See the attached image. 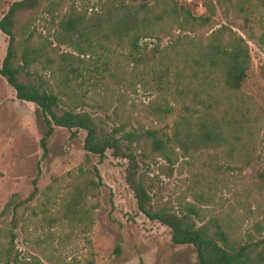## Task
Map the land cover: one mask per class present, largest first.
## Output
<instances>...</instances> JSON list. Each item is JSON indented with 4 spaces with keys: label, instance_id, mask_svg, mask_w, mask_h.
Instances as JSON below:
<instances>
[{
    "label": "trees",
    "instance_id": "trees-1",
    "mask_svg": "<svg viewBox=\"0 0 264 264\" xmlns=\"http://www.w3.org/2000/svg\"><path fill=\"white\" fill-rule=\"evenodd\" d=\"M251 2L264 11V0ZM206 10L208 16L196 17L176 0H97L87 14L66 0H16L0 17V33L7 39L0 77L15 99L35 106L44 125L42 157L54 127L70 136L81 130L85 154L102 158L109 151L125 161L124 183L136 211L167 228L171 244L191 246L196 264H264L261 241H242L216 218L202 222L191 203L175 211L150 194L158 176L169 177L179 160L187 168L197 166L190 176L205 186L226 180L229 162L220 164L218 158L250 163L241 148L253 136L256 120L239 94L249 69L247 46L224 27L188 40L186 33L209 26L212 10ZM37 20L49 25L45 36L36 32ZM146 39L156 43L148 48ZM256 42L264 44V24ZM61 46L68 52H59ZM35 65L46 79L30 71ZM110 85L153 95L147 111L169 125L131 126L130 116L116 109L104 117L110 125L92 117L84 108L105 113L97 91ZM151 157L163 164H155L156 174L144 176L141 170ZM256 178L257 186L264 185V173L256 172ZM35 179L26 199L10 198L0 210V219L9 213L0 226V264H41L38 258L26 260L14 246L16 212L35 196ZM84 264H94L93 258Z\"/></svg>",
    "mask_w": 264,
    "mask_h": 264
},
{
    "label": "rangeland",
    "instance_id": "rangeland-1",
    "mask_svg": "<svg viewBox=\"0 0 264 264\" xmlns=\"http://www.w3.org/2000/svg\"><path fill=\"white\" fill-rule=\"evenodd\" d=\"M13 1L16 0H0V17ZM176 1L196 17L208 16L207 6L212 10L209 26L186 33L188 40L203 38L211 30L224 27L226 34L239 36L245 42L249 69L239 94L256 126L241 148L249 165L218 158V163L229 162L230 166L221 185L193 182L190 174L197 166L190 169L178 164L179 160L169 177L158 176L150 194L175 211L191 203L202 222L216 218L242 241L251 238L264 244V185L257 186L256 178V172L264 173V44L256 42L264 24V11L251 0ZM96 2L66 0V5L73 4L90 14ZM34 27L45 36L49 25L37 20ZM175 34L177 31L172 32ZM145 42L148 48L156 43L152 39ZM166 42V38L161 40L160 47ZM6 44V37L0 33V64ZM58 51L68 52L63 46ZM30 71L47 78L39 66H32ZM97 94L106 102L105 113L89 106L84 110L106 125L110 124L104 117L110 116L113 109L130 116L131 126L169 125V120L160 122L150 115L146 107L155 98L138 88L132 93L110 85ZM88 96L92 98L94 94L89 92ZM43 130L35 106L15 99L12 88L0 77V210L10 198L26 199L36 178L35 196L16 212L19 222L14 246L22 257L38 258L41 264H84L91 257L94 264H196L191 246L171 244L167 228L136 211L124 183V160L111 157L109 151L102 158L85 154L84 132L78 130L70 136L60 127H54L42 157L39 139ZM155 164L163 162L151 157L141 173L148 177L156 174ZM8 218L9 213L0 219V226Z\"/></svg>",
    "mask_w": 264,
    "mask_h": 264
}]
</instances>
